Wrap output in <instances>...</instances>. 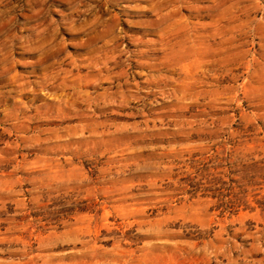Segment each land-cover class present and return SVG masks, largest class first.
<instances>
[{
  "label": "rangeland",
  "instance_id": "rangeland-1",
  "mask_svg": "<svg viewBox=\"0 0 264 264\" xmlns=\"http://www.w3.org/2000/svg\"><path fill=\"white\" fill-rule=\"evenodd\" d=\"M0 264H264V0H0Z\"/></svg>",
  "mask_w": 264,
  "mask_h": 264
}]
</instances>
